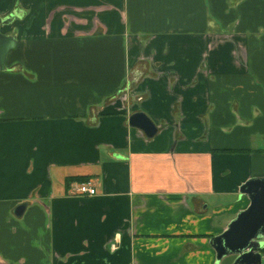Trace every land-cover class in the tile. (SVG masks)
Here are the masks:
<instances>
[{"label":"crops","instance_id":"1","mask_svg":"<svg viewBox=\"0 0 264 264\" xmlns=\"http://www.w3.org/2000/svg\"><path fill=\"white\" fill-rule=\"evenodd\" d=\"M10 14L0 264H214L264 178V0H0Z\"/></svg>","mask_w":264,"mask_h":264},{"label":"water","instance_id":"2","mask_svg":"<svg viewBox=\"0 0 264 264\" xmlns=\"http://www.w3.org/2000/svg\"><path fill=\"white\" fill-rule=\"evenodd\" d=\"M13 14L0 18V26L9 24ZM16 44L12 35L0 32V70L5 67L6 55ZM131 127L140 129L148 138L157 132L154 123L142 112H135L128 118ZM240 192L249 198V205L228 223L225 230L210 239L215 251V262L233 256L231 264H261L264 249V178H252L240 187ZM23 209L20 205L15 212Z\"/></svg>","mask_w":264,"mask_h":264},{"label":"built area","instance_id":"3","mask_svg":"<svg viewBox=\"0 0 264 264\" xmlns=\"http://www.w3.org/2000/svg\"><path fill=\"white\" fill-rule=\"evenodd\" d=\"M71 189L74 194L79 196H93L96 193L94 184L89 181L73 182L71 184ZM261 264H264V255L261 257Z\"/></svg>","mask_w":264,"mask_h":264},{"label":"trees","instance_id":"4","mask_svg":"<svg viewBox=\"0 0 264 264\" xmlns=\"http://www.w3.org/2000/svg\"><path fill=\"white\" fill-rule=\"evenodd\" d=\"M75 180H76V182H81L84 180V178L83 177H75ZM262 252L264 253V249Z\"/></svg>","mask_w":264,"mask_h":264},{"label":"rangeland","instance_id":"5","mask_svg":"<svg viewBox=\"0 0 264 264\" xmlns=\"http://www.w3.org/2000/svg\"><path fill=\"white\" fill-rule=\"evenodd\" d=\"M263 255H264V253H263Z\"/></svg>","mask_w":264,"mask_h":264}]
</instances>
